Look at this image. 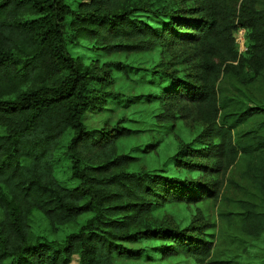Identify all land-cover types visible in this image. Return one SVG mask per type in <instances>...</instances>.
Segmentation results:
<instances>
[{"label": "trees", "instance_id": "1", "mask_svg": "<svg viewBox=\"0 0 264 264\" xmlns=\"http://www.w3.org/2000/svg\"><path fill=\"white\" fill-rule=\"evenodd\" d=\"M223 1L199 0L200 18L189 21L157 0H0V264H70L74 256L77 264H149L173 256L238 264L213 259L211 243L189 229L152 219L167 203L216 197L213 185L135 165L139 158L118 149L134 133L120 121L85 124L118 98L113 71L129 77L123 63L100 57L171 43L194 46L195 80L149 68L157 91L134 99L191 105L213 155L208 171H233L242 184L243 197L221 199L218 215L240 234H264V4L241 0L236 20L223 24ZM186 26L194 33L178 31ZM241 29L246 49L239 53L234 33ZM83 42L94 54L87 63L71 54ZM62 147L71 187L55 176ZM35 213L55 228L85 220L57 241L32 232ZM147 241L157 244L154 254L131 246Z\"/></svg>", "mask_w": 264, "mask_h": 264}, {"label": "rangeland", "instance_id": "2", "mask_svg": "<svg viewBox=\"0 0 264 264\" xmlns=\"http://www.w3.org/2000/svg\"><path fill=\"white\" fill-rule=\"evenodd\" d=\"M81 1L88 0H67V3L76 5ZM260 1L264 4V0ZM157 2L172 5V8L178 11L175 15L182 19L190 21L200 18V15L194 12L199 6V0H157ZM240 4L241 0L223 1L221 6L223 24L236 20L234 14L238 12ZM186 27L183 29L181 27L178 31L194 33L193 29ZM245 36L246 32L242 29L234 33L239 53L246 49ZM88 47V44L83 42L79 47L71 49V54L82 58L87 63L91 57H94ZM197 60L194 46L191 43H171L166 47L146 53H120L110 57H100L101 63H123L129 68V70L127 68L129 77L119 71H113L112 89L118 94V98L110 100L108 110L104 113L87 117L85 124L88 128H92L104 125V121L109 126L120 121L121 126L133 129L134 133L121 138L118 141V149L123 154L139 158V163L135 165L161 171L163 175L196 182L202 186H214L216 197H204L196 203L171 202L153 212L152 219L158 225L179 231L189 229V232L196 237L209 241L213 259L233 260L238 264H260L264 262V234L258 239L240 234L228 228L218 215V211L225 208L221 204V199L243 197L242 184L233 171L219 170L218 173L208 171L207 168L213 166L211 162L213 155L207 146L204 124L191 110V105L182 102V104H174L167 108L157 103H146L145 99H134V97L157 91L151 83L152 79L146 72L147 69L155 67L156 71H173L177 77L194 81V76L197 74ZM67 140L68 138L63 145ZM62 152L63 147L56 153L55 176L61 183L71 187L75 185V181L70 178L69 162ZM176 152L178 161L174 162L172 159ZM181 161H186L188 166L182 165ZM84 220H80L76 226L55 228L41 214L35 213L32 216L31 228L32 232L37 235L50 240L63 241L66 235L75 231L80 224L84 223ZM156 245L154 242L147 241L131 246L146 248L154 254L152 247ZM153 257L159 256L154 255ZM77 261V257L74 256L70 264H77ZM120 263L145 264L125 260ZM149 264H206V261L195 257L173 256L164 262L158 260Z\"/></svg>", "mask_w": 264, "mask_h": 264}]
</instances>
